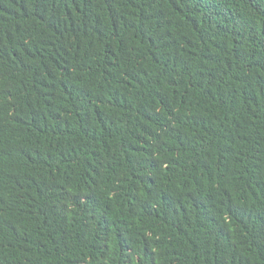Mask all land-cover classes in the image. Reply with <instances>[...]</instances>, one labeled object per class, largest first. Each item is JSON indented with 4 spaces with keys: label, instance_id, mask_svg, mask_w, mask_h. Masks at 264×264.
Wrapping results in <instances>:
<instances>
[{
    "label": "trees",
    "instance_id": "1",
    "mask_svg": "<svg viewBox=\"0 0 264 264\" xmlns=\"http://www.w3.org/2000/svg\"><path fill=\"white\" fill-rule=\"evenodd\" d=\"M0 264H264V0H0Z\"/></svg>",
    "mask_w": 264,
    "mask_h": 264
}]
</instances>
